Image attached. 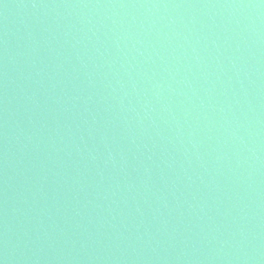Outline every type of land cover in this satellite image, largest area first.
Segmentation results:
<instances>
[{"label":"water","instance_id":"water-1","mask_svg":"<svg viewBox=\"0 0 264 264\" xmlns=\"http://www.w3.org/2000/svg\"><path fill=\"white\" fill-rule=\"evenodd\" d=\"M0 264H264V0H0Z\"/></svg>","mask_w":264,"mask_h":264}]
</instances>
